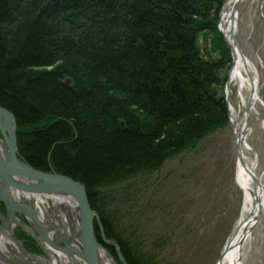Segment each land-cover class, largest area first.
Returning a JSON list of instances; mask_svg holds the SVG:
<instances>
[{
	"label": "trees",
	"instance_id": "obj_1",
	"mask_svg": "<svg viewBox=\"0 0 264 264\" xmlns=\"http://www.w3.org/2000/svg\"><path fill=\"white\" fill-rule=\"evenodd\" d=\"M225 3L0 0V105L16 118L18 156L83 182L128 264L154 262L120 227L126 194L115 189L230 124L221 90L231 58L218 27ZM205 31L216 34L219 58L201 48ZM96 232L119 261L98 224Z\"/></svg>",
	"mask_w": 264,
	"mask_h": 264
},
{
	"label": "rangeland",
	"instance_id": "obj_2",
	"mask_svg": "<svg viewBox=\"0 0 264 264\" xmlns=\"http://www.w3.org/2000/svg\"><path fill=\"white\" fill-rule=\"evenodd\" d=\"M238 10V40L261 73L260 95L264 99V0H246ZM216 39L213 31L200 34L201 48L209 57L219 58L222 53ZM230 58L232 64L231 51ZM230 68L223 72L224 97ZM230 92V100L237 105L238 87L232 86ZM248 143L252 148L246 150L248 161L255 163L264 181V107L262 118L253 122ZM236 172L235 131L230 123L197 148L168 161L159 171L116 188L119 194H126L117 210L120 227L136 233L146 247L145 256H151L154 264H216L241 218L243 191L236 183ZM52 215L49 209L47 217L51 219ZM19 217L28 222L25 216ZM3 223L24 250L47 260L33 235L8 219L0 201V225ZM9 255L19 253L10 247ZM242 262L264 264V214L250 235Z\"/></svg>",
	"mask_w": 264,
	"mask_h": 264
},
{
	"label": "water",
	"instance_id": "obj_3",
	"mask_svg": "<svg viewBox=\"0 0 264 264\" xmlns=\"http://www.w3.org/2000/svg\"><path fill=\"white\" fill-rule=\"evenodd\" d=\"M242 1L243 0H235L232 18L237 14L239 5ZM220 32L222 33L224 42L230 48L233 61V58L237 55L238 49L240 48H236V46L226 38L224 30L221 28ZM234 41L237 42V44L239 42L238 38H234ZM229 82L228 75L225 101L230 118ZM0 132L2 136L0 137V201L5 205L8 219L32 234L47 256V260L44 262L38 258L43 259L45 257L30 254L28 251L24 250L17 241V244L23 252L22 255H20L21 252H19L18 256L10 257V255L0 253V264H37L36 262L40 261H42V264H52L50 253L57 256L58 254H62L65 258L70 260L72 264H81L80 262L85 264H102L99 259L100 250L107 252L115 264H128L117 242L107 239L100 216L91 206L88 191L83 182L61 173L36 169L18 156L17 121L14 114L2 105H0ZM243 136L244 134H242V132L238 134L235 133L237 161H243ZM13 190L67 197L69 199L67 207V214L69 216L68 228L66 227L65 230H68L70 234L61 235L58 234L57 231L52 232L51 228L44 226L36 213V208L30 202L16 199L12 194ZM263 214L264 210L261 208L258 209L255 222L249 232L250 235L260 224ZM19 215L25 216L28 222L22 221ZM70 216H72L73 219H71ZM97 224L101 228L103 242L109 246L115 247L120 263L111 252L99 242L96 232ZM74 234H77V238L73 237ZM230 244H232V238L227 241L216 264H222L223 253Z\"/></svg>",
	"mask_w": 264,
	"mask_h": 264
},
{
	"label": "bare ground",
	"instance_id": "obj_4",
	"mask_svg": "<svg viewBox=\"0 0 264 264\" xmlns=\"http://www.w3.org/2000/svg\"><path fill=\"white\" fill-rule=\"evenodd\" d=\"M244 1L246 0L242 2ZM234 3L235 0H228L225 3L218 27L224 30L226 38L236 48L239 47L241 49V52L238 49L237 55L233 58L229 73V83L230 90H232V86L238 87L239 99L237 105L231 101L232 99L230 100V120L235 133L242 132L244 134L242 142L243 161H237L236 172V183L243 191V205L241 218L231 237L232 244L223 253L222 264H243L245 247L250 239L249 232L255 222L258 209L264 210V181L257 174L255 163L249 162L246 155V150H252L248 143V137L252 133L253 122L262 118L264 99L260 95L261 73L258 67L244 54L240 43L238 42V46L237 42L234 41V38H238L239 35V10L235 17L232 18ZM12 194L16 199L30 202L36 208V213L42 224L51 228L52 232L57 231L61 235L70 234L68 230H65V226H68L69 216L67 214L69 201L67 197L17 190H13ZM49 209L53 213L51 219L47 217ZM70 218L73 219L72 216ZM6 225L7 223L0 225V253L9 255L10 247L14 248L18 253L22 252L12 234V230H7ZM73 237L77 238V234H74ZM50 254L52 264H72L62 254H58V256L53 253ZM38 259L46 262L45 258ZM99 259L102 264H115L107 252L103 250L99 252ZM80 263L85 264L83 262Z\"/></svg>",
	"mask_w": 264,
	"mask_h": 264
}]
</instances>
